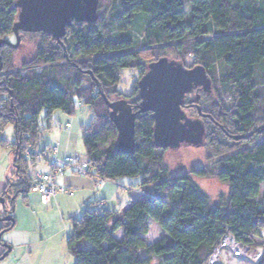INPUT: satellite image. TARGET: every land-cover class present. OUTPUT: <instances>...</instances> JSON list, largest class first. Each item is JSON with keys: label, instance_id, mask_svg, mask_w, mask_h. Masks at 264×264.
Returning <instances> with one entry per match:
<instances>
[{"label": "trees", "instance_id": "16d2710c", "mask_svg": "<svg viewBox=\"0 0 264 264\" xmlns=\"http://www.w3.org/2000/svg\"><path fill=\"white\" fill-rule=\"evenodd\" d=\"M16 1L0 0V39L14 35L18 17ZM186 2L191 6L189 13ZM139 14L151 16L142 46L144 50L162 49L157 60L165 56L169 46L179 45L181 49L185 40L192 41L189 54L194 58L195 67L206 70L212 81V92L215 68L220 64L226 68V77L220 83L223 89L230 88L234 104L230 109L218 102L210 107L208 96L212 93H203L206 97L201 111L213 119L211 130L206 128L207 136L224 145L223 132H227L224 126L230 116L249 131L256 127L253 112L259 97L255 71L259 65L264 67V6H259L256 0H123L121 13L113 16L112 33L115 36L127 33ZM97 23H73L62 39L66 52L46 34L21 32V40L24 35L41 38L32 64L36 70L30 75L11 74L13 48H0L3 63L0 93L6 96L2 122L3 126L4 123L13 125L16 140L25 139L34 146L41 131L40 115L45 112L47 121L58 110L73 116L74 99H77L80 106L90 109L95 119V124L82 137L88 163L108 180H139L137 188L150 195L139 196L122 218L106 208L85 210L79 219H70L67 243L75 264H204L227 229L250 249L262 248V258L254 263L264 264V194L263 199L260 196L264 186V139L253 149L221 156L217 163L218 178L228 187V196L216 206L192 180V177H206L203 170L194 171L192 176L184 174L170 179L168 169L158 156L159 151L166 150H158L153 144L151 114L137 116L135 153L120 154L116 149V129L100 92L109 100L112 96L127 100L137 111L138 87L129 97L119 94L116 87L121 71L138 70L143 77L148 67L143 69L140 53L136 52L137 43L107 39ZM69 38L71 43H67ZM78 58L91 60L81 64L74 61ZM154 58L151 57L150 64ZM46 65L52 66L51 69H43ZM85 72H91L98 82L88 75L94 91L84 89ZM260 104L264 120V98H260ZM252 132L253 137L264 136V122ZM13 151L16 162H27L19 158L20 151ZM20 173L16 184L8 180L5 194L1 195L7 201L6 192L14 188L11 208L5 207L11 220L0 222V236L14 229L15 199L18 194L28 193L32 182L23 179ZM151 184H157V190L164 194L162 198L146 189ZM150 222L156 223L166 235L151 244L146 238ZM120 231L123 236L118 240Z\"/></svg>", "mask_w": 264, "mask_h": 264}, {"label": "rangeland", "instance_id": "374dc122", "mask_svg": "<svg viewBox=\"0 0 264 264\" xmlns=\"http://www.w3.org/2000/svg\"><path fill=\"white\" fill-rule=\"evenodd\" d=\"M122 3L123 0H101L98 9L99 22L96 25H98L97 27L101 31L102 35L107 39H111L112 41L131 40L137 43L138 48L136 49V52L140 53L142 66L143 69H145L148 67V64H150L149 61L151 57H155L154 60H152V62H155L159 57V53L162 52V49L144 50V47L142 46L143 34L151 20V16L147 14L136 15L134 19L135 22L130 30L127 33L119 35L116 34L115 36V34L112 33V20L113 16L119 15L121 13ZM185 9L188 13L191 9V6L187 2L185 3ZM5 40L12 44L16 43L14 35H11ZM40 41L41 38L39 36H23L20 46L17 49H13V53L11 54V74L25 72L27 75H30L34 70H36V66H32V64L36 58L37 48L39 47ZM70 41L71 39L69 38L67 43H71ZM192 45V41L185 40L180 45L181 49H178L179 45L169 46L167 51L164 53L165 56L163 58L178 61L187 68H193L195 67V61L192 55L189 54ZM90 60L78 58L74 61L82 64L87 63ZM67 65V68L72 69L71 65ZM51 67L52 66L50 65H46L43 67V69L50 70ZM255 72V85L258 87L257 96L259 98H257L258 103H256L255 111L253 112L254 119L256 121V127L253 130L260 128L264 122L263 116L261 114L262 105L260 104V98H264L263 65H259ZM141 74L142 72L138 70L121 71L120 81L116 87V91L125 97L131 96L133 90L137 89L138 83L142 78ZM226 74L227 71L223 65L220 64L215 68L213 74L215 83L212 94L208 96V101L211 103L208 106H216V102H218V104L224 103L227 105L228 109L233 106L234 99L230 94V88L228 87L223 89L220 83L221 80L226 77ZM82 79L85 82L84 89H91V91H94V84L86 72L83 74ZM2 97L6 99V96L2 95ZM193 98L194 95L191 96V99ZM117 100L118 99L116 96L110 97V101L112 102ZM74 105L76 107V112L73 116H68L62 111L58 110L55 111L51 115V119L47 121L46 113H42L39 118L40 130L42 132L45 131L44 141L48 142V144H56L57 142L61 148H65L67 146L68 134L72 133L77 138V142H75V140L73 141V148H77V150L79 149V153L84 155L83 145L81 143L83 130L85 132L91 125L95 124V119L93 118L90 109L86 106H80L77 99H74ZM184 111L188 118L192 120L198 119L197 111L195 109H184ZM235 120L237 119L232 116H230V118L227 117L224 127L229 132L231 130L232 132L230 133L232 135H240V133H234L233 131L232 126L233 123H235ZM211 121V119L210 122L206 121V128L209 131L211 130ZM66 124H69V130L66 129ZM49 126L52 129L51 131L48 129ZM253 130H250V132ZM3 135L8 142L13 143L15 140V131L13 125L4 123ZM216 135L218 134L216 133ZM217 137H219V135ZM225 138H223V140H226L224 142L225 144L221 145L210 135H208L205 137L203 146H200L199 148L181 145V147L178 149L166 150L165 152L159 151L158 156H161L165 169H168L170 179L184 174L192 176L194 171L203 170L207 174L206 177H192V180L195 185L203 192V194L208 197L212 205L216 206L221 201L226 200L228 196V187L220 182L218 178L219 166H217V163L221 156L230 154L231 151L235 153L240 150L253 149L264 139V136L260 135L251 137L246 141H234L232 139H227V137ZM30 161L31 160H28L25 163L16 162L14 151L3 147L0 150V178L7 179V182L9 180L12 184H16L20 179L18 172L21 171L20 176L23 179L29 180L31 175L33 176L34 174L35 176L37 173H40L39 171L36 172L34 167L44 165V163L41 161H31L32 163L36 164V166L33 165L32 167ZM156 187L157 184H151L147 186L146 189L157 194V196L160 195L162 198L164 194L159 192ZM140 190L144 192V190ZM4 192L2 194H5ZM6 194V208L10 210V201L14 199V188L8 189ZM263 194L264 186L261 188V199H263ZM14 208V216L17 218V220H19V223L16 220L18 227L12 233H10L19 236L16 240H21L22 235L29 231L28 236L30 238V242L33 243V245L28 250L16 249L12 251L3 261H0V264H75V259L73 258L67 243L70 231L69 218L62 220V218L59 217L57 212L58 210L56 208L52 209L51 207H46V209L41 210L36 207H30V205H25L23 202V194H18L17 198L15 199ZM0 214L1 216L5 217L4 209L0 208ZM10 233H5L1 236L0 241L3 247H6L4 243V236ZM148 239L151 243H153L155 240H157V236L151 235ZM83 244L88 245L85 242H83ZM9 246L11 247V245ZM223 261L225 264L254 263L248 259H237L231 257L227 253L223 254Z\"/></svg>", "mask_w": 264, "mask_h": 264}, {"label": "water", "instance_id": "95a60500", "mask_svg": "<svg viewBox=\"0 0 264 264\" xmlns=\"http://www.w3.org/2000/svg\"><path fill=\"white\" fill-rule=\"evenodd\" d=\"M99 2L100 0H17L18 17L13 28L16 43L0 39V48L8 46L17 49L21 43V32L46 34L64 47L62 39L73 23H97ZM64 50L66 52L65 47ZM2 68L0 57V73ZM86 74L98 84L91 72ZM137 87L140 101L137 111L127 100L112 102L100 92L116 129V149L120 154L135 153L137 116L147 113L151 114L154 122L153 144L158 150H174L181 145L195 148L203 146L206 134L203 121L188 118L184 111L188 95L196 90L207 95L212 93V81L203 67L186 68L178 61L160 58L148 65L147 73L140 79ZM197 109L201 117L213 121L211 116L204 115L200 108ZM220 128L223 129L221 126ZM253 136L254 132L245 137L232 139L248 140ZM5 207L6 199L0 197V208L5 210ZM10 220V217L0 214V222ZM10 252L11 248L7 247L0 261H3Z\"/></svg>", "mask_w": 264, "mask_h": 264}, {"label": "crops", "instance_id": "0c3cea01", "mask_svg": "<svg viewBox=\"0 0 264 264\" xmlns=\"http://www.w3.org/2000/svg\"><path fill=\"white\" fill-rule=\"evenodd\" d=\"M259 6H264V0H256ZM64 113V112H63ZM65 114V113H64ZM52 117V116H51ZM72 128V127H71ZM49 131H51V127H48ZM66 129L69 130V124H66ZM84 134V130H83ZM45 131H40L38 139L34 143V147L39 150H51L55 145L58 146L57 152L54 154L56 158L63 159L65 157H75L79 156L86 160L85 153L84 155L79 153V149L73 148V141L77 142V138L75 135L68 134L67 137V146L65 148H61L59 144H48V142L44 141ZM83 137V136H82ZM81 137V143H82ZM84 150V148H83ZM31 163V166H36L35 163ZM40 167V168H39ZM36 172L47 173L49 168L46 165H39L38 167H34ZM34 174L31 175L30 179L34 180ZM7 179L0 178V195L5 191L7 185ZM56 184L61 189L54 198L50 200L47 205H43L41 203L40 196L38 194L26 193L23 194V202L25 205H30V207H36L38 209H46V207H51L52 209H57L59 217L62 220L69 218L70 219H79L85 210H94L96 209V205L99 202H105L107 205V210L114 214L117 218H122L124 211L135 201L138 200L139 195L134 192L126 191L123 187H137L139 184V180H130V179H121L116 181L117 184L113 183H104L102 185H97L94 180L90 178H82L75 176L71 172L66 173L64 176L56 178ZM123 186V187H122ZM22 192V191H21ZM138 198H137V197ZM1 197V196H0ZM5 211V210H4ZM15 213V212H14ZM6 215V213H5ZM7 216V215H6ZM5 216V217H6ZM15 223H19V220L14 216ZM17 220V222H16ZM18 223L15 224L13 230L8 231L6 233H12L17 227ZM7 234L4 236V243L6 247H10L11 252L16 249H29L32 247L33 243L30 242L29 231L24 233L21 237V240H16L19 236L14 234ZM5 234V233H4ZM22 234V233H20ZM155 235L157 236V240H161L166 237L165 233L161 231L159 226L150 222L149 224V233L146 236L148 243L151 244L148 239L149 236ZM122 231L118 232L116 238L118 240L122 239ZM155 241L153 243H155ZM1 242V241H0ZM8 245V246H7ZM10 252V253H11ZM4 253V247L0 245V257ZM9 253V254H10ZM255 264V263H253Z\"/></svg>", "mask_w": 264, "mask_h": 264}, {"label": "built area", "instance_id": "2783aa9c", "mask_svg": "<svg viewBox=\"0 0 264 264\" xmlns=\"http://www.w3.org/2000/svg\"><path fill=\"white\" fill-rule=\"evenodd\" d=\"M0 93V150L3 147L9 150L20 151V157L26 161H41L49 168L47 173H37L34 180L29 184L28 193L38 194L43 205H47L52 198L61 190L56 184V178L64 176L66 173H72L75 176L82 178H90L95 181L97 185L104 183L117 184L116 181L108 180L101 177L96 169L82 157H65L58 159L55 157L58 146L55 145L51 150H39L35 148L29 141L14 140L13 143L8 142L4 138V126L2 118L5 111V101ZM30 161V162H31ZM126 191H131L139 194L141 197H150V195L137 189V187H123ZM107 205L105 202H99L96 209L105 210ZM227 253L231 257L237 259H248L253 262H258L263 256V249H250L249 247L239 243L232 233L227 229L224 236L221 238L218 246L213 250L204 264H225L223 261V254Z\"/></svg>", "mask_w": 264, "mask_h": 264}, {"label": "flooded vegetation", "instance_id": "af4514ba", "mask_svg": "<svg viewBox=\"0 0 264 264\" xmlns=\"http://www.w3.org/2000/svg\"><path fill=\"white\" fill-rule=\"evenodd\" d=\"M192 95H194V98L193 99H191V96ZM205 97L206 96L202 93V91L196 90L193 94L187 96L186 101H185V104H184V108L186 110H189V109L193 110V109H195L197 111L198 120H202L203 121V123L205 125V129H206V123H207L206 121H209L210 122V119L205 118V117L204 118L201 117L199 115L198 109H197V108H200V110L202 109V104H203L202 101L204 100ZM201 113L204 114V115H207V113H205V112H202L201 111ZM211 123H212V121H211ZM232 127H233L234 133H240V135H232L228 131L227 132H223L225 134V136L228 137L229 139H232V137H241V136L245 137V136H248L251 133L249 131V129H246L244 127V125L241 124L239 121H237V122L235 121V123H233V126ZM230 132H232V131L230 130ZM247 132H249V133H247ZM206 136H207V134H205V137ZM240 141H246V140L244 139V140H240Z\"/></svg>", "mask_w": 264, "mask_h": 264}]
</instances>
